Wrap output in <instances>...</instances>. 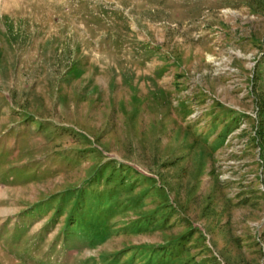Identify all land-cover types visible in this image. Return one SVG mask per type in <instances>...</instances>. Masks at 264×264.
<instances>
[{
    "label": "rangeland",
    "instance_id": "rangeland-1",
    "mask_svg": "<svg viewBox=\"0 0 264 264\" xmlns=\"http://www.w3.org/2000/svg\"><path fill=\"white\" fill-rule=\"evenodd\" d=\"M0 264H264V0H0Z\"/></svg>",
    "mask_w": 264,
    "mask_h": 264
}]
</instances>
